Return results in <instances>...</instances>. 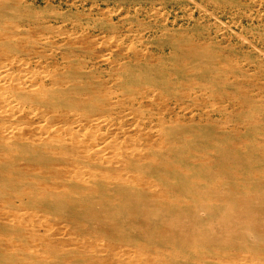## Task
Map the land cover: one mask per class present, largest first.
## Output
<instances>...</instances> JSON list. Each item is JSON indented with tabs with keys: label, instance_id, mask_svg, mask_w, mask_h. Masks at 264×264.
<instances>
[{
	"label": "rangeland",
	"instance_id": "374dc122",
	"mask_svg": "<svg viewBox=\"0 0 264 264\" xmlns=\"http://www.w3.org/2000/svg\"><path fill=\"white\" fill-rule=\"evenodd\" d=\"M4 1L13 11L5 17L0 28L12 33V28L19 22L33 25L21 38H13L8 44L1 40L0 68L13 61L15 64L9 72L11 81L35 85L34 90L40 86L43 88L40 94H44L45 90L49 100L44 104L23 105L19 98L5 93V97L13 102L9 106L0 88L1 131L14 128L25 138L36 133L48 140L58 137L57 140L63 142L72 136L80 147H96L95 150L102 147L103 152L96 161L105 163L104 166L116 165L112 156L124 149L133 152L139 148L141 151L146 145L157 144L162 151L165 150L164 127L172 130L176 134L174 137L178 138L180 128L186 125L187 153L189 156L203 154V159L214 157L215 154L210 152L206 154L211 147L230 152V148L243 142L255 145L261 141L264 135V112L261 111L264 108V0ZM197 46L202 49L201 55L189 58L203 67V82L189 80L179 84L176 81L166 88V79L154 75L160 86L144 90L142 107L136 105L133 112L129 108H121L132 104L134 101H131L138 97V82L131 84L128 73L136 71L147 76L153 68L152 72L163 76L165 70L171 67L169 64L183 59L178 58L172 48L183 51ZM5 57L9 60L6 61ZM25 57L26 60L21 61ZM223 72L239 74L235 79L230 77L228 82L227 89L233 93L232 101H257L261 98L259 108L229 107V111L224 110L215 99V96L223 94L219 87ZM212 81L215 84L209 83ZM232 81L234 86H230ZM92 93L99 96L106 107L110 104L115 106V117L106 114L102 118L105 125L101 128L90 124L102 117L101 113H92L85 118L68 109L74 104H81V100ZM173 93L181 97L189 96L183 106L186 111L175 108V112L181 113L163 126L148 123L147 119H155L161 111L165 113ZM140 101L138 99L135 104ZM5 110L6 115L2 113ZM218 111L223 113V120L213 123L209 117ZM119 113H122V119H116ZM201 114L203 119L199 120L197 117ZM48 143L50 146L56 144L54 139ZM80 150L78 148V154H81ZM55 154L53 158H56ZM48 160L54 162L58 159ZM71 163L70 160L63 161L64 165L58 167L63 172L72 171L75 167ZM6 207L0 206V223L6 227L3 231L5 236H0V244L7 249L12 244L16 249V252L10 251L12 254L30 256L28 264H84L90 255L87 253V257L78 262L61 263L55 255L45 252L44 244L50 240L66 245L76 242L82 251L90 244L92 257L100 256L112 264L123 260L130 251L126 244L114 245L111 240L94 233L88 235L81 226L66 223V213L60 214L35 205L26 206L23 211L15 209V212ZM65 249L71 247L66 246ZM198 249L203 252V245H199Z\"/></svg>",
	"mask_w": 264,
	"mask_h": 264
},
{
	"label": "bare ground",
	"instance_id": "6f19581e",
	"mask_svg": "<svg viewBox=\"0 0 264 264\" xmlns=\"http://www.w3.org/2000/svg\"><path fill=\"white\" fill-rule=\"evenodd\" d=\"M11 10L4 0H0V27ZM32 25L19 22L12 28V33L0 28V46L1 40L8 44L13 38H21ZM195 48L183 51L177 47L172 48L171 51L183 59L169 64L171 67L165 70L163 76L152 72L153 68L147 76L136 71L128 73L131 84L138 82V97L131 101H134L132 104L121 108H129L133 112L136 105L142 107L140 104L145 99L144 90L160 86L157 77L166 79V88H170L176 81L179 84L189 80L203 82V67L190 60L197 54L201 55L202 49L198 46ZM24 60L26 57L21 61ZM13 64L10 61L0 68V88L7 104L10 106L13 102L5 97V93L19 98L23 105L47 103L49 95L45 90L44 94H40L43 90L40 86L37 85V90H34L32 88L35 85L29 86L25 82L15 84L11 81L9 72ZM221 76L219 87L223 94L215 96V99L224 110L229 107L259 108L261 98L257 101H232L233 93L227 89L228 82L230 77L235 79L239 74L223 72ZM209 83L215 84L213 81ZM234 85L232 81L230 86ZM170 97L165 113L161 111L155 119H147L148 123L163 126L181 113L175 112V108L186 111L187 108L183 106L188 95L181 97L173 93ZM138 99L141 101L135 104ZM81 101V104H74L68 109L73 110L78 117L85 118L92 113H101L102 117L89 122L91 125L101 128L105 125L102 118L106 114L112 118L116 115L113 113L115 106L110 104L106 107L94 93ZM261 111L264 112V108ZM121 114L116 119H122ZM222 116L223 113L218 111L212 113L209 119L217 123L223 120ZM197 118L202 120L203 115ZM185 126L180 128L178 138L174 137L176 134L172 130L164 127L165 150L162 151V147L157 144L146 145L141 151L139 148L133 152L124 149L112 156L116 165L105 166V163L96 161L103 152L102 147L98 150L83 144L84 147H80L72 136L67 142L60 138L57 140L58 137L48 140L36 133L25 138L12 126L13 130L4 127L0 130V206L7 205V209L15 212V209L23 211L26 206L35 205L49 211L56 210L60 214L66 213L64 221L81 226L88 235L94 233L111 240L114 245L126 244L130 251L117 264H264V135L255 145L246 141L230 148V152L211 147L206 150V154L210 152L215 154L214 157L203 159V154L188 155ZM53 139L56 144L50 146L48 141ZM78 148L81 154L77 153ZM54 153L56 158H53ZM50 158L58 160L50 162ZM67 160L75 168L63 172L58 166L64 165L63 161ZM4 230L5 224L0 223V236H5ZM199 245H203V252L198 249ZM44 246L45 252L55 255L61 263L78 262L89 253L84 264H112L100 256L92 257L90 244L83 251L76 242L66 245L55 244L50 240ZM66 246L71 249L66 250ZM9 247L7 249L0 244V264H28L30 256L12 254L10 251L16 252V249L12 244Z\"/></svg>",
	"mask_w": 264,
	"mask_h": 264
}]
</instances>
